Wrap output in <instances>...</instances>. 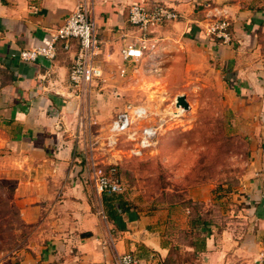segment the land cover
Instances as JSON below:
<instances>
[{
  "label": "crops",
  "instance_id": "obj_1",
  "mask_svg": "<svg viewBox=\"0 0 264 264\" xmlns=\"http://www.w3.org/2000/svg\"><path fill=\"white\" fill-rule=\"evenodd\" d=\"M157 1L183 16L152 26L144 40L129 9ZM84 2L97 24L102 90L135 88L143 66H160L167 82L168 60L185 58L189 47L206 49L234 111L233 134L246 142L231 192L221 195L224 184L211 181L177 186L168 188L177 197L150 209L121 192L128 209L108 217L86 164L85 130L98 120L75 117L83 92L69 73L78 40H60L54 59H18L22 49L50 41ZM224 6L232 45L206 34L209 19L195 0H0V177L14 181L16 204L31 227L16 253L0 252V264H117L127 252L141 264H264V9ZM142 42L136 68L123 51Z\"/></svg>",
  "mask_w": 264,
  "mask_h": 264
},
{
  "label": "rangeland",
  "instance_id": "obj_2",
  "mask_svg": "<svg viewBox=\"0 0 264 264\" xmlns=\"http://www.w3.org/2000/svg\"><path fill=\"white\" fill-rule=\"evenodd\" d=\"M215 1L221 6L236 2L264 9V0ZM138 62L134 64L141 68ZM168 63L171 72L164 83L160 66H143L140 75L135 76V88L102 90L100 78L97 79L84 89L75 116L98 120L89 123L85 130H89L84 139L87 157L104 167L116 165L125 187L122 194L147 209L169 195L177 197V192L170 194L168 190L177 186L211 181L216 187L224 184L221 195L229 193L239 181L244 163L241 153L245 152L246 142L233 134L234 111L226 104L221 75L214 70L206 49L189 47L185 58L170 59ZM179 95L186 96L189 108L180 110ZM111 97L115 104L104 106L102 101L108 102ZM130 104L147 110L146 118L139 119L135 129L145 124L159 126L156 143L139 156L131 153L127 134L119 136L116 147L106 144L111 121ZM15 192L14 181L0 177V252L9 255L28 241L31 231L21 217Z\"/></svg>",
  "mask_w": 264,
  "mask_h": 264
},
{
  "label": "built area",
  "instance_id": "obj_3",
  "mask_svg": "<svg viewBox=\"0 0 264 264\" xmlns=\"http://www.w3.org/2000/svg\"><path fill=\"white\" fill-rule=\"evenodd\" d=\"M195 3L206 10V16L209 19L206 34L221 40L224 44H234L232 22L226 7L216 3L215 0H195ZM182 16L180 11L163 1L151 4H133L129 9V20L141 30L144 40L152 26L179 20ZM72 38L78 40V50L70 68L69 79L77 93L83 92L103 74L98 61L100 40L97 24L85 2L64 20L50 41L22 49L18 54V59L27 62H35L41 58L54 59L57 55L58 42L64 40L66 46H69V40ZM145 48L144 42L129 44L123 51L124 59L139 61L145 55ZM146 115L145 107L127 105L111 121L106 144L116 147L119 136L127 134L132 144L131 153L137 156L143 155L154 146L159 133V126L154 124H145L137 129L134 128L137 121L146 118ZM86 164L90 172V179L99 195L121 193L125 190L116 165L104 167L93 157L88 158ZM117 264H141V260L136 254L127 252L117 258Z\"/></svg>",
  "mask_w": 264,
  "mask_h": 264
},
{
  "label": "trees",
  "instance_id": "obj_4",
  "mask_svg": "<svg viewBox=\"0 0 264 264\" xmlns=\"http://www.w3.org/2000/svg\"><path fill=\"white\" fill-rule=\"evenodd\" d=\"M104 204L106 206V212L108 217L116 219L119 215L120 210H127L128 207L124 205V198L121 193H112L103 195Z\"/></svg>",
  "mask_w": 264,
  "mask_h": 264
},
{
  "label": "water",
  "instance_id": "obj_5",
  "mask_svg": "<svg viewBox=\"0 0 264 264\" xmlns=\"http://www.w3.org/2000/svg\"><path fill=\"white\" fill-rule=\"evenodd\" d=\"M177 105L180 107L189 108V103L185 95H179L177 97Z\"/></svg>",
  "mask_w": 264,
  "mask_h": 264
},
{
  "label": "bare ground",
  "instance_id": "obj_6",
  "mask_svg": "<svg viewBox=\"0 0 264 264\" xmlns=\"http://www.w3.org/2000/svg\"><path fill=\"white\" fill-rule=\"evenodd\" d=\"M180 110H181V111L184 110L183 107H180Z\"/></svg>",
  "mask_w": 264,
  "mask_h": 264
}]
</instances>
